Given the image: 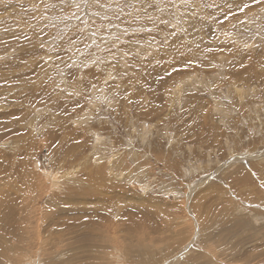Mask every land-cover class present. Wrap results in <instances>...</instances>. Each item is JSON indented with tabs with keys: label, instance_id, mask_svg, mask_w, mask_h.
I'll return each mask as SVG.
<instances>
[{
	"label": "rangeland",
	"instance_id": "374dc122",
	"mask_svg": "<svg viewBox=\"0 0 264 264\" xmlns=\"http://www.w3.org/2000/svg\"><path fill=\"white\" fill-rule=\"evenodd\" d=\"M191 257L264 264V0H0V264Z\"/></svg>",
	"mask_w": 264,
	"mask_h": 264
},
{
	"label": "snow or ice",
	"instance_id": "6c2138e0",
	"mask_svg": "<svg viewBox=\"0 0 264 264\" xmlns=\"http://www.w3.org/2000/svg\"><path fill=\"white\" fill-rule=\"evenodd\" d=\"M186 264H198V261L195 259V257H191Z\"/></svg>",
	"mask_w": 264,
	"mask_h": 264
},
{
	"label": "bare ground",
	"instance_id": "6f19581e",
	"mask_svg": "<svg viewBox=\"0 0 264 264\" xmlns=\"http://www.w3.org/2000/svg\"><path fill=\"white\" fill-rule=\"evenodd\" d=\"M16 171V170H15Z\"/></svg>",
	"mask_w": 264,
	"mask_h": 264
}]
</instances>
